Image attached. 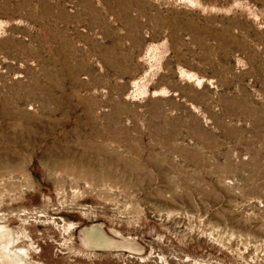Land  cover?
I'll list each match as a JSON object with an SVG mask.
<instances>
[{
	"label": "rangeland",
	"instance_id": "1",
	"mask_svg": "<svg viewBox=\"0 0 264 264\" xmlns=\"http://www.w3.org/2000/svg\"><path fill=\"white\" fill-rule=\"evenodd\" d=\"M7 244L264 264V0H0Z\"/></svg>",
	"mask_w": 264,
	"mask_h": 264
},
{
	"label": "bare ground",
	"instance_id": "2",
	"mask_svg": "<svg viewBox=\"0 0 264 264\" xmlns=\"http://www.w3.org/2000/svg\"><path fill=\"white\" fill-rule=\"evenodd\" d=\"M10 235V234H9ZM9 246H8V244L5 246V252L4 253H6L7 252V259H10L11 261H13L12 262V264H26L23 260H22V258L19 256V255H17L16 253H14V252H12L11 250H9V248H8ZM6 255V254H5ZM10 261V262H11Z\"/></svg>",
	"mask_w": 264,
	"mask_h": 264
}]
</instances>
